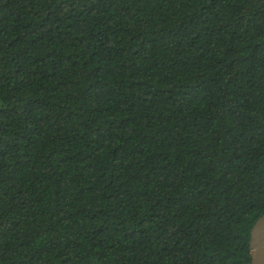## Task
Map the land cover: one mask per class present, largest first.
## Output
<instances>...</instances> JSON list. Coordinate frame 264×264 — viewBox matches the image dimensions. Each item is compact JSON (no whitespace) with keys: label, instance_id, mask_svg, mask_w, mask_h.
<instances>
[{"label":"trees","instance_id":"1","mask_svg":"<svg viewBox=\"0 0 264 264\" xmlns=\"http://www.w3.org/2000/svg\"><path fill=\"white\" fill-rule=\"evenodd\" d=\"M264 213V0H0V264H250Z\"/></svg>","mask_w":264,"mask_h":264},{"label":"water","instance_id":"2","mask_svg":"<svg viewBox=\"0 0 264 264\" xmlns=\"http://www.w3.org/2000/svg\"><path fill=\"white\" fill-rule=\"evenodd\" d=\"M250 264H264V213L250 229Z\"/></svg>","mask_w":264,"mask_h":264}]
</instances>
